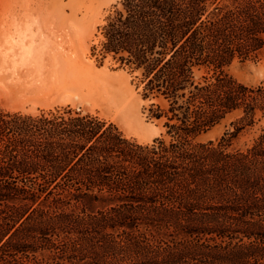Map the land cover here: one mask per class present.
I'll return each mask as SVG.
<instances>
[{
	"label": "trees",
	"instance_id": "1",
	"mask_svg": "<svg viewBox=\"0 0 264 264\" xmlns=\"http://www.w3.org/2000/svg\"><path fill=\"white\" fill-rule=\"evenodd\" d=\"M124 0L103 47L167 104L166 135L90 116L0 117V264H264V86L225 72L264 50V0ZM213 71L197 80L196 71ZM236 115L218 141L197 139ZM85 202L99 204L89 210ZM59 264V263H57Z\"/></svg>",
	"mask_w": 264,
	"mask_h": 264
},
{
	"label": "rangeland",
	"instance_id": "2",
	"mask_svg": "<svg viewBox=\"0 0 264 264\" xmlns=\"http://www.w3.org/2000/svg\"><path fill=\"white\" fill-rule=\"evenodd\" d=\"M124 0H0V117L90 116L115 126L125 138L152 145L166 135L163 99L145 96L144 77L103 47L104 27ZM227 3L230 1L226 0ZM225 72L249 87L264 86V50L235 59ZM213 71H196L197 80ZM236 115L197 142L218 141ZM264 121L245 129L231 150H246ZM89 210L101 205L85 202ZM44 264H79L54 250L36 254Z\"/></svg>",
	"mask_w": 264,
	"mask_h": 264
}]
</instances>
